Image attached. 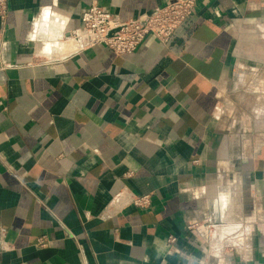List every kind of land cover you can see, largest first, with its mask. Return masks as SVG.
I'll use <instances>...</instances> for the list:
<instances>
[{
	"label": "crops",
	"instance_id": "obj_1",
	"mask_svg": "<svg viewBox=\"0 0 264 264\" xmlns=\"http://www.w3.org/2000/svg\"><path fill=\"white\" fill-rule=\"evenodd\" d=\"M169 1L100 4L128 21ZM88 4L0 17V264H264V116L222 109L264 81V0H197L127 55L87 44Z\"/></svg>",
	"mask_w": 264,
	"mask_h": 264
},
{
	"label": "built area",
	"instance_id": "obj_2",
	"mask_svg": "<svg viewBox=\"0 0 264 264\" xmlns=\"http://www.w3.org/2000/svg\"><path fill=\"white\" fill-rule=\"evenodd\" d=\"M101 0H89L81 16L87 44H102L117 55H127L136 50L147 35L166 43L175 29L193 14L197 0H171L145 14L141 18L121 21L100 4ZM7 10V0H0V17ZM147 196L133 199V203L144 206ZM174 241V238H170ZM45 241L41 240L40 245Z\"/></svg>",
	"mask_w": 264,
	"mask_h": 264
},
{
	"label": "rangeland",
	"instance_id": "obj_3",
	"mask_svg": "<svg viewBox=\"0 0 264 264\" xmlns=\"http://www.w3.org/2000/svg\"><path fill=\"white\" fill-rule=\"evenodd\" d=\"M261 79H263L261 75H256L254 79H249L246 76L241 81L238 91L233 95L228 94V97L222 102V109L230 120L232 117H236L242 120L241 122L244 120V123L247 124V121L253 116H264V81ZM263 131L258 130L257 133H263Z\"/></svg>",
	"mask_w": 264,
	"mask_h": 264
},
{
	"label": "clouds",
	"instance_id": "obj_4",
	"mask_svg": "<svg viewBox=\"0 0 264 264\" xmlns=\"http://www.w3.org/2000/svg\"><path fill=\"white\" fill-rule=\"evenodd\" d=\"M55 2L56 0H54V3ZM53 15H56V13H54L50 7H45L42 9V19L45 22V26H47L49 17ZM66 22H67L66 19L62 20L59 16H57V21H54L53 23L56 25V27L63 30ZM29 38L35 40L37 38V32L34 30L33 33L30 34ZM53 47H59V46L53 44H45V46L41 49V55H45V56L50 55Z\"/></svg>",
	"mask_w": 264,
	"mask_h": 264
}]
</instances>
